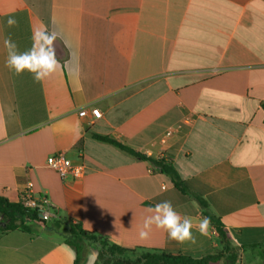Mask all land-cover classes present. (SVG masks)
Returning <instances> with one entry per match:
<instances>
[{
  "label": "crops",
  "instance_id": "1",
  "mask_svg": "<svg viewBox=\"0 0 264 264\" xmlns=\"http://www.w3.org/2000/svg\"><path fill=\"white\" fill-rule=\"evenodd\" d=\"M45 27L63 37L54 43L61 65L69 49L78 64L42 82L15 75L4 40L24 52ZM263 103L264 0H0V196L20 203L31 183L55 215L31 232L0 231V264H74L69 223L126 249L201 259L221 249L211 224L207 235L198 231L205 212L234 246L264 244ZM94 135L151 157L165 153L191 195ZM60 153L84 164L85 175L62 178L49 167ZM163 201L192 220L195 244L155 226L139 237ZM97 254L88 244L83 264ZM241 264H264V247L243 250Z\"/></svg>",
  "mask_w": 264,
  "mask_h": 264
},
{
  "label": "trees",
  "instance_id": "2",
  "mask_svg": "<svg viewBox=\"0 0 264 264\" xmlns=\"http://www.w3.org/2000/svg\"><path fill=\"white\" fill-rule=\"evenodd\" d=\"M264 111V103L261 105ZM102 143L109 144L131 156L148 162L151 167L170 178L175 188L186 195H191L188 184L184 181L173 165L171 157H151L143 154L117 140L107 136L94 135ZM195 200L205 208L206 204L199 196ZM210 224L216 229L221 249L201 259L182 255H171L165 252H149L144 250L126 249L106 238L85 231L77 224H63L65 228L64 241L74 248L76 260L74 264H83L88 254V244L94 245L97 258L94 264H217L224 260L227 264H241V253L246 248H263L264 244L249 247H236L230 241L223 223L219 218L208 212L204 213ZM46 223L38 212L24 205L23 202L12 203L0 196V231L23 230L31 232L34 224Z\"/></svg>",
  "mask_w": 264,
  "mask_h": 264
},
{
  "label": "clouds",
  "instance_id": "3",
  "mask_svg": "<svg viewBox=\"0 0 264 264\" xmlns=\"http://www.w3.org/2000/svg\"><path fill=\"white\" fill-rule=\"evenodd\" d=\"M9 27L17 25V21L13 17L7 20ZM60 38L61 34L57 31H48L37 28L32 33V46L30 49L20 52L17 44L8 37L4 40V47L6 49V67L15 75H22L25 71L30 73L36 82H42L52 74H54L58 67L64 68L73 63L76 59L78 64V57L69 49V60L61 65V62L56 57L54 47L55 41ZM65 46L68 47L65 41ZM152 214L147 216L139 231L141 239H147L149 234L155 228L167 232L169 239L176 241L179 244L196 243V237L193 235V223L188 217H182L173 207L170 201H163L157 203L149 209ZM210 226V220L204 217L198 226V231L201 235H207V229Z\"/></svg>",
  "mask_w": 264,
  "mask_h": 264
},
{
  "label": "built area",
  "instance_id": "4",
  "mask_svg": "<svg viewBox=\"0 0 264 264\" xmlns=\"http://www.w3.org/2000/svg\"><path fill=\"white\" fill-rule=\"evenodd\" d=\"M79 115L81 117H85L87 116V111H81ZM90 115L94 119L101 118V112L98 109H93L90 112ZM185 123L189 124L190 122L186 121ZM172 135L173 131H168L165 134V139L171 137ZM159 157H167V155L163 153ZM47 164L49 167L58 172L62 178L72 176L76 179H79L82 178L86 173L84 164H74L63 153L51 156L48 159ZM21 202H23L26 207L37 211L40 218L45 222L53 219L55 216L51 201L46 196L35 197L31 183H27L25 189L23 190Z\"/></svg>",
  "mask_w": 264,
  "mask_h": 264
}]
</instances>
